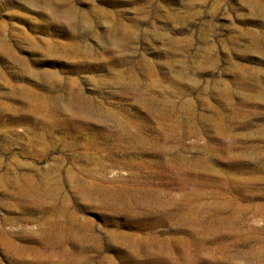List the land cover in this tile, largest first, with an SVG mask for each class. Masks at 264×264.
Segmentation results:
<instances>
[{"label": "rangeland", "instance_id": "rangeland-1", "mask_svg": "<svg viewBox=\"0 0 264 264\" xmlns=\"http://www.w3.org/2000/svg\"><path fill=\"white\" fill-rule=\"evenodd\" d=\"M47 1L0 0V264H264V0Z\"/></svg>", "mask_w": 264, "mask_h": 264}, {"label": "bare ground", "instance_id": "bare-ground-1", "mask_svg": "<svg viewBox=\"0 0 264 264\" xmlns=\"http://www.w3.org/2000/svg\"><path fill=\"white\" fill-rule=\"evenodd\" d=\"M31 1H40V2H44V4L46 3L47 5H49V7H50V5L52 4V1H47V0H31ZM34 187H37V186H34ZM38 187H40V186H38ZM41 189V188H40ZM39 188H38V190L36 189V191H39V192H41V190H40ZM81 189H82V194L83 195H85L87 198L89 197L90 198V196H91V194H93L94 193V191L97 189V188H94V187H91V186H89V185H87L86 183H81ZM96 191H98V190H96ZM34 193H36V192H34ZM38 193V192H37ZM42 193V192H41ZM45 195H48V196H51L52 194L51 193H47V192H45L44 193ZM104 198V197H103ZM44 201H46V200H44ZM55 205H56V203H54L53 204V206H52V211H56V208H55ZM54 224V223H53ZM52 224V225H53ZM75 224V223H74ZM57 226V225H56ZM64 226V225H63ZM62 226V227H63ZM66 226V225H65ZM51 228V227H50ZM60 228V227H59ZM66 229V228H65ZM54 229H51V230H46L45 232H44V235L43 236H45V238L47 239V240H49V241H53V242H55V244H56V242H61L60 241V238L58 239L56 236H54L53 237V235H52V233L54 232L53 231ZM60 230H62V229H60ZM59 230V231H60ZM70 234V233H69ZM85 236V235H84ZM56 237V238H55ZM83 237V236H82ZM61 238H62V236H61ZM73 238V237H72ZM81 238V237H80ZM55 239V240H54ZM66 239V238H65ZM79 239V238H78ZM86 242V241H85ZM69 243V242H68ZM84 243V242H83ZM65 244V243H64ZM14 248V247H13ZM15 252H18L17 250L15 251ZM63 252V251H62ZM67 252H68V250H67ZM19 254V253H18ZM20 255V254H19ZM63 255V254H62ZM68 257V256H67ZM78 257V256H77ZM19 258V257H18ZM74 258V257H73ZM20 259V258H19ZM11 260H13V259H11Z\"/></svg>", "mask_w": 264, "mask_h": 264}]
</instances>
